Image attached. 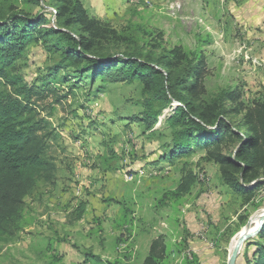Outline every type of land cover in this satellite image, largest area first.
<instances>
[{
	"label": "rangeland",
	"instance_id": "obj_1",
	"mask_svg": "<svg viewBox=\"0 0 264 264\" xmlns=\"http://www.w3.org/2000/svg\"><path fill=\"white\" fill-rule=\"evenodd\" d=\"M78 1L89 18L110 30L102 52H134L155 66L173 48L193 56L199 67L193 103H208L223 91L237 94V102H224L225 119L240 134L246 130L239 126L243 109L264 101V0ZM56 6L53 0H0V19L44 15L43 27L59 28ZM54 56L41 42L30 43L22 58L25 81L48 73ZM72 81L56 84L65 96L51 117L62 147L55 149L56 182L40 184L26 197L22 230L0 241V264H143L156 238L165 249L159 264H227L238 232L264 211V173L238 180L243 187L260 183L246 201L222 183L217 165L200 147L152 164L157 154L147 158L148 150L168 141L165 119L181 103L163 106L146 130L135 119L150 94L138 81L83 79L77 87ZM160 107L154 100L152 109ZM238 145L235 140L226 147ZM188 174L195 176L194 185L176 196ZM80 201L86 202L81 218L68 224L67 214ZM242 263L240 255L237 264Z\"/></svg>",
	"mask_w": 264,
	"mask_h": 264
},
{
	"label": "trees",
	"instance_id": "obj_2",
	"mask_svg": "<svg viewBox=\"0 0 264 264\" xmlns=\"http://www.w3.org/2000/svg\"><path fill=\"white\" fill-rule=\"evenodd\" d=\"M29 1L38 3V0ZM53 1L57 2L55 18L62 27H43L44 15L37 19L22 15L0 19V241L22 230L26 197L40 184L51 186L56 182L55 149L62 147L58 143V127L51 117L54 104L65 97L58 93L56 84L69 79L73 80L70 86L75 87L83 79L91 84L96 80L138 81L142 90L150 94L144 100L141 117L135 119L146 130L152 129L163 106L171 100L180 102L165 119L169 127L168 141L154 143L147 158L157 155L149 162L172 160L200 147L206 153L205 158L217 165L222 183L249 200L260 183L243 187L238 180L251 181L259 171L264 173V101L243 109L239 126L246 130L240 134L227 126L224 108L227 99L237 102V94L223 91L208 103H193L197 88L193 79L199 71L197 64L193 65V56L189 58L173 48L157 59L155 66L134 52L119 55L102 52L101 42L110 30L101 21L89 18L78 0ZM74 26H77L75 32L70 29ZM32 42H41L55 56L48 73L27 83L21 73L22 58ZM179 65L184 68L174 75L172 71ZM49 97L51 101L46 103ZM154 100L161 104L156 111L152 109ZM236 110L241 111L240 107ZM235 140L239 145L228 150L226 146ZM108 153L115 155L112 149ZM103 164H107V158L103 157ZM195 180L194 175L188 174L175 195L189 193ZM85 207V201L74 206L67 214L68 224L78 221ZM242 248L238 255L242 256V264H264V226ZM164 250L161 239H154L143 264H159ZM237 261L238 257L235 264Z\"/></svg>",
	"mask_w": 264,
	"mask_h": 264
},
{
	"label": "water",
	"instance_id": "obj_3",
	"mask_svg": "<svg viewBox=\"0 0 264 264\" xmlns=\"http://www.w3.org/2000/svg\"><path fill=\"white\" fill-rule=\"evenodd\" d=\"M254 219L250 220L248 222V224L241 230L242 231V235L239 237V239L237 240L236 244L234 245L228 260H227V264H235V261L241 251V248L243 246V244L248 241L249 239H251L252 237H254L255 235H257L259 233V231L262 229V227L264 226V211H262L258 216H257V225L253 230L249 229V226L251 224V222Z\"/></svg>",
	"mask_w": 264,
	"mask_h": 264
},
{
	"label": "bare ground",
	"instance_id": "obj_4",
	"mask_svg": "<svg viewBox=\"0 0 264 264\" xmlns=\"http://www.w3.org/2000/svg\"><path fill=\"white\" fill-rule=\"evenodd\" d=\"M259 213V212H258ZM257 216H258V214L256 213V215L253 217V219H255L253 222H251V224L252 223H256V225H257ZM251 224H250V226H251ZM256 225L254 226V227H256ZM249 226V229L250 230H252V228ZM242 235V231H239L238 232V234L236 235V241H235V244H236V242H237V240L239 239V237ZM232 251V250H231Z\"/></svg>",
	"mask_w": 264,
	"mask_h": 264
},
{
	"label": "built area",
	"instance_id": "obj_5",
	"mask_svg": "<svg viewBox=\"0 0 264 264\" xmlns=\"http://www.w3.org/2000/svg\"><path fill=\"white\" fill-rule=\"evenodd\" d=\"M139 172L142 173V170L140 169Z\"/></svg>",
	"mask_w": 264,
	"mask_h": 264
},
{
	"label": "crops",
	"instance_id": "obj_6",
	"mask_svg": "<svg viewBox=\"0 0 264 264\" xmlns=\"http://www.w3.org/2000/svg\"><path fill=\"white\" fill-rule=\"evenodd\" d=\"M52 186V185H51Z\"/></svg>",
	"mask_w": 264,
	"mask_h": 264
}]
</instances>
